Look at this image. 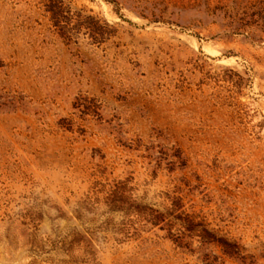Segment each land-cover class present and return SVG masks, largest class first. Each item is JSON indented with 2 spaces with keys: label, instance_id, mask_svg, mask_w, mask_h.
Instances as JSON below:
<instances>
[{
  "label": "rangeland",
  "instance_id": "obj_1",
  "mask_svg": "<svg viewBox=\"0 0 264 264\" xmlns=\"http://www.w3.org/2000/svg\"><path fill=\"white\" fill-rule=\"evenodd\" d=\"M0 264H264V0H0Z\"/></svg>",
  "mask_w": 264,
  "mask_h": 264
}]
</instances>
